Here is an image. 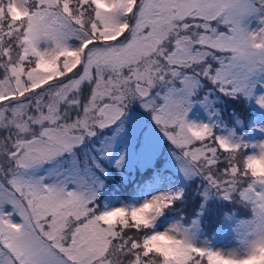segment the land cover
Here are the masks:
<instances>
[{"label":"snow or ice","instance_id":"6c2138e0","mask_svg":"<svg viewBox=\"0 0 264 264\" xmlns=\"http://www.w3.org/2000/svg\"><path fill=\"white\" fill-rule=\"evenodd\" d=\"M0 264H264V0H0Z\"/></svg>","mask_w":264,"mask_h":264},{"label":"rangeland","instance_id":"374dc122","mask_svg":"<svg viewBox=\"0 0 264 264\" xmlns=\"http://www.w3.org/2000/svg\"><path fill=\"white\" fill-rule=\"evenodd\" d=\"M222 109H223V117L224 119L229 123L231 124V115L233 113V111H245L244 107L243 106H234V105H231V104H228V105H221ZM194 111H198V110H194ZM199 116L201 119H206V117L204 116V114L202 113V111H199ZM165 148L168 147V144L167 142L165 143L164 145ZM193 187H195V185H193ZM112 190H115L116 194L119 196V195H122L123 193L126 192V189L123 188L122 186L120 185H114L113 186V189H110V191Z\"/></svg>","mask_w":264,"mask_h":264}]
</instances>
